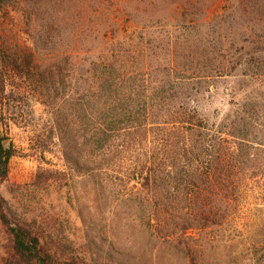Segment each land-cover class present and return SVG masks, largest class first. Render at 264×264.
I'll use <instances>...</instances> for the list:
<instances>
[{
  "label": "trees",
  "instance_id": "obj_1",
  "mask_svg": "<svg viewBox=\"0 0 264 264\" xmlns=\"http://www.w3.org/2000/svg\"><path fill=\"white\" fill-rule=\"evenodd\" d=\"M14 1L0 0V123L6 75L25 69L37 77L46 106L70 91L72 119L56 122L66 161L91 175L98 191L133 201L141 225L157 238L197 253L189 232L202 235L230 220L231 196L251 167L250 151L237 153V142L253 143L251 118L236 127L227 99L235 87L227 79L238 65L250 69V44L264 50V0H225V13L211 20L209 6L222 0H174L172 15L164 16L158 0H73L71 13L62 0H23L31 41L21 48L1 36ZM68 23L70 52L60 49ZM219 97L228 102L220 119V109L208 108ZM7 140L0 129V185L14 155ZM0 227L10 248L0 264H78L10 215L1 194Z\"/></svg>",
  "mask_w": 264,
  "mask_h": 264
},
{
  "label": "rangeland",
  "instance_id": "obj_2",
  "mask_svg": "<svg viewBox=\"0 0 264 264\" xmlns=\"http://www.w3.org/2000/svg\"><path fill=\"white\" fill-rule=\"evenodd\" d=\"M37 1L43 4V0ZM173 1L158 0V16L172 15ZM72 2L62 0L61 8L71 13ZM202 3L206 5L207 1ZM225 4L222 0L209 6L207 19L224 14ZM24 8L23 0H15L10 7L13 19L2 16V40L20 48L31 41ZM64 11L57 14L50 9L59 20L66 19ZM62 31L65 44L60 49L70 52L69 23ZM247 51L250 69L238 65L234 77L227 79L235 87L234 96L227 99L234 105L236 127H243V116L251 118L248 137L253 143L237 142V153L252 154L251 167L242 187L237 185L231 196L230 220L202 235L189 232V242L199 247L197 253L188 254L178 241L157 238L141 225V210L133 201L98 191L91 175L77 171L66 161L59 134L63 127H56V122L72 119V93L46 106L37 77L25 69L5 76L9 97L0 123L14 153L8 178L0 185L10 215L31 224L46 247L74 258L78 264H264V50L259 51L257 43H252ZM13 83L20 87L14 88ZM227 99L219 97L208 103L211 111L220 109L219 119L227 111ZM72 128L68 127L70 131ZM45 170H49V179L41 182ZM9 249L0 227V261Z\"/></svg>",
  "mask_w": 264,
  "mask_h": 264
}]
</instances>
